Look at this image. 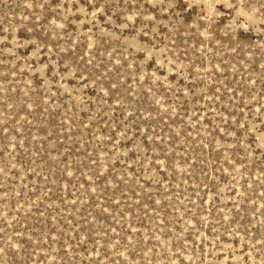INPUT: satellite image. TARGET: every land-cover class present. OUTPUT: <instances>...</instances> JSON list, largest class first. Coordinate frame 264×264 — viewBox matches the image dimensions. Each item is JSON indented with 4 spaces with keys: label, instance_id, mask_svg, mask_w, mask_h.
I'll list each match as a JSON object with an SVG mask.
<instances>
[{
    "label": "rangeland",
    "instance_id": "rangeland-1",
    "mask_svg": "<svg viewBox=\"0 0 264 264\" xmlns=\"http://www.w3.org/2000/svg\"><path fill=\"white\" fill-rule=\"evenodd\" d=\"M0 264H264V0H0Z\"/></svg>",
    "mask_w": 264,
    "mask_h": 264
}]
</instances>
